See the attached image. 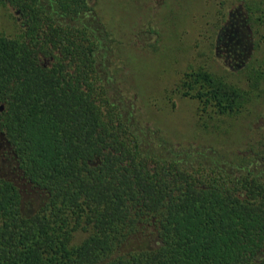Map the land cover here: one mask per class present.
<instances>
[{
	"label": "trees",
	"instance_id": "obj_1",
	"mask_svg": "<svg viewBox=\"0 0 264 264\" xmlns=\"http://www.w3.org/2000/svg\"><path fill=\"white\" fill-rule=\"evenodd\" d=\"M236 1L264 25V0ZM0 8V264H264L262 131L240 149L173 144L114 80L121 43L94 0ZM222 76L198 65L175 84L201 129L264 80Z\"/></svg>",
	"mask_w": 264,
	"mask_h": 264
},
{
	"label": "rangeland",
	"instance_id": "obj_2",
	"mask_svg": "<svg viewBox=\"0 0 264 264\" xmlns=\"http://www.w3.org/2000/svg\"><path fill=\"white\" fill-rule=\"evenodd\" d=\"M94 2L97 17L121 43L119 57L111 60L117 79L112 77L149 126L159 128L173 144L189 142L231 149L254 142L258 131L264 133V80L252 90V101L244 112L214 121L207 129L196 126V102L174 90L181 74L198 65L245 89L253 71L264 75V25H252L251 32L236 0ZM7 14L0 8V32L4 35L14 30ZM231 14L238 18L243 34L239 32L240 60L229 63L216 51L215 40ZM150 44L154 46L150 48Z\"/></svg>",
	"mask_w": 264,
	"mask_h": 264
},
{
	"label": "flooded vegetation",
	"instance_id": "obj_3",
	"mask_svg": "<svg viewBox=\"0 0 264 264\" xmlns=\"http://www.w3.org/2000/svg\"><path fill=\"white\" fill-rule=\"evenodd\" d=\"M228 23L220 29L217 33L215 44L216 51L220 53V57L222 56L225 61H239L241 55V45H239L242 29L238 22V18L234 16V14L229 16ZM239 25V26H238ZM243 34V33H242ZM247 38V36H244ZM219 55V54H218Z\"/></svg>",
	"mask_w": 264,
	"mask_h": 264
}]
</instances>
